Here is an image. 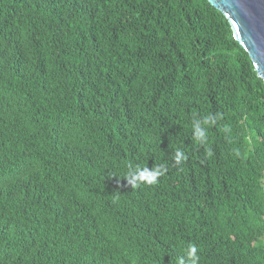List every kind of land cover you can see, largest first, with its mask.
<instances>
[{
  "label": "trees",
  "instance_id": "16d2710c",
  "mask_svg": "<svg viewBox=\"0 0 264 264\" xmlns=\"http://www.w3.org/2000/svg\"><path fill=\"white\" fill-rule=\"evenodd\" d=\"M190 244L264 264V80L227 17L0 0V264H178Z\"/></svg>",
  "mask_w": 264,
  "mask_h": 264
},
{
  "label": "water",
  "instance_id": "95a60500",
  "mask_svg": "<svg viewBox=\"0 0 264 264\" xmlns=\"http://www.w3.org/2000/svg\"><path fill=\"white\" fill-rule=\"evenodd\" d=\"M229 20L234 38L264 80V0H208Z\"/></svg>",
  "mask_w": 264,
  "mask_h": 264
},
{
  "label": "clouds",
  "instance_id": "9594fccd",
  "mask_svg": "<svg viewBox=\"0 0 264 264\" xmlns=\"http://www.w3.org/2000/svg\"><path fill=\"white\" fill-rule=\"evenodd\" d=\"M212 122V118H207L204 123ZM194 130L196 133V139L200 140L202 143L205 140V132L201 127L200 121L194 122ZM211 155V152H209ZM182 160V155L177 153L175 156V162L179 164ZM167 171V168L164 165H157L153 168H135L129 169L128 175L125 177L128 180V183L131 187H136L138 183H146V184H155L158 181V178L163 175ZM198 249L195 244H190L185 250V256L178 259V264H186V260L190 262V264H198L199 256Z\"/></svg>",
  "mask_w": 264,
  "mask_h": 264
}]
</instances>
